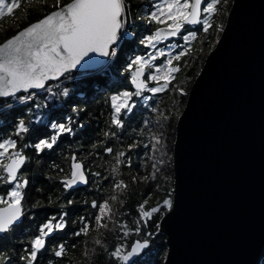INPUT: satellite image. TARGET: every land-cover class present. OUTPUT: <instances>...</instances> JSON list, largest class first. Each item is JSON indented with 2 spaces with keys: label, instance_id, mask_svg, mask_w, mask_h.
Returning a JSON list of instances; mask_svg holds the SVG:
<instances>
[{
  "label": "snow or ice",
  "instance_id": "6c2138e0",
  "mask_svg": "<svg viewBox=\"0 0 264 264\" xmlns=\"http://www.w3.org/2000/svg\"><path fill=\"white\" fill-rule=\"evenodd\" d=\"M35 2L51 10L0 42V107L9 110L0 126V243L23 234L11 248L0 247V264H74L78 244L83 261L76 264H92L98 254L106 255L108 264H143L167 221L176 215V189L169 185L152 205L149 193L130 222L124 197L132 184L155 181L165 157L174 162L163 129L173 119L179 123L187 118V112L180 111L185 102L174 99L173 108L164 112L156 97L168 92L180 97L195 94L174 81L199 33L214 29L217 36L227 37L225 22L216 23L222 0H145L143 7H134L132 0ZM20 7L21 0H0V19L14 17ZM173 39L175 43L165 44ZM129 44L133 46L122 55ZM113 72L120 82L117 90H106L109 112L103 139L93 141L91 151L83 155L62 151L64 141L86 127L84 110L73 102L68 84L87 85ZM141 111L155 114V119L142 117L138 130L133 129L136 138L125 144L127 127ZM157 127L160 130H153ZM145 136L146 140L141 138ZM58 150L62 163L51 161L43 174L60 195L54 202L49 193L47 205L33 202V164L43 165ZM101 153L112 158L106 161L107 175L93 171V161ZM141 153L146 159L134 164L133 156L139 159ZM88 157L93 159L86 163ZM149 160L151 173L139 177L132 173L148 167ZM122 166L128 169L127 180ZM81 186L90 193L108 194L80 201L91 211L73 217L77 204L73 194ZM53 203L58 210L35 224L33 210ZM109 236L115 238L114 244ZM67 237H72L71 243Z\"/></svg>",
  "mask_w": 264,
  "mask_h": 264
},
{
  "label": "water",
  "instance_id": "95a60500",
  "mask_svg": "<svg viewBox=\"0 0 264 264\" xmlns=\"http://www.w3.org/2000/svg\"><path fill=\"white\" fill-rule=\"evenodd\" d=\"M226 33L177 123L164 264L264 259V0H234Z\"/></svg>",
  "mask_w": 264,
  "mask_h": 264
},
{
  "label": "trees",
  "instance_id": "16d2710c",
  "mask_svg": "<svg viewBox=\"0 0 264 264\" xmlns=\"http://www.w3.org/2000/svg\"><path fill=\"white\" fill-rule=\"evenodd\" d=\"M234 0H231L230 4L228 6H225L223 9V13L221 17L219 18L218 23L223 20L226 24L227 18L229 15V12L232 8ZM51 3L52 0H49ZM62 2L66 3L68 0H62ZM133 6H140L143 7L145 0H132ZM51 9L47 5L43 4H36L33 7H30L28 9V18H26L25 22L21 24L18 27H8L6 31L0 32V42H3L5 38L11 36L14 34L18 29L23 28L26 24L35 21L36 19L42 17L43 14H45L47 11H50ZM139 23V21H138ZM138 31V29H136ZM222 34L217 36L216 32L213 30H210V32L205 35L203 32L199 33L198 39L193 42V50L189 53L187 57L184 59L187 60V64L184 65L182 63V70L178 74L177 81H174L176 84H180L181 86H185L188 89L191 90L193 83L201 70L203 69V66L206 62V59L211 51L214 50V48L217 45V40L220 39ZM176 41H174L175 43ZM168 44V43H165ZM132 44H129L125 47L123 50V53H127L129 47H132ZM120 77L113 72L110 77L101 78L98 81L85 84L80 83H69L68 86L72 90V100L74 103L78 104V106L84 110L85 118L84 122L86 127L82 130V134H78L76 138H69L68 140H65L64 143L61 145V150L67 153L71 152H79V150L82 151H91L90 145L93 141L97 139H103L102 136V130L106 129V121L108 119V112L109 109L107 105L104 103V100L107 97V91L108 89H111L113 91L117 90V86L119 85ZM183 100L185 103L180 107V111L183 112L186 102L188 99V96L180 97L178 93H162L159 94L156 97V100L158 102V106L161 109V111L167 112L169 109L173 108V100ZM64 108L70 109L71 105H64ZM8 111L4 109L3 107H0V126H2L6 122V118L8 117ZM87 113H91V116L86 115ZM148 116L155 119V114L150 112H140L136 118L132 121L131 125L127 127V133L123 138V142L126 144L130 142L131 138H136V133L133 131V129H137V125L141 121L142 117ZM149 127H152L151 125ZM176 127L177 122L173 119L171 121L170 126L163 129L165 138L167 140V146L169 147L171 156L173 155V149L176 141ZM138 130V129H137ZM153 130H160L158 127L154 128ZM142 139H147V136L141 137ZM112 144L115 146L117 144L116 141H112ZM61 150H58L57 153L53 154L51 157H49L43 165H39L38 163L33 164V170H32V177H33V190L35 192V195L41 196V195H47L48 193L54 192V188L52 187V183L49 182L45 176L44 172H46L47 165L51 163V161L55 160L56 163L60 164L62 163V156H61ZM91 157H89L90 159ZM93 159V158H92ZM146 157L143 156V153H141V157L137 159V157L133 156V163L134 164H140L143 160H145ZM103 162H97L93 164V171L99 170L104 175H107V173L104 171L105 168L108 167V164L106 163L107 157H104ZM151 161H148V167L146 168H138L133 169L132 173L134 175L139 176H145L151 173ZM66 167V166H65ZM67 170V168H66ZM168 172V178L167 183L168 186L171 185L174 188V184L172 183L173 180V163H168L167 168ZM165 170V171H166ZM121 171L124 173L123 178L128 179V169L126 167L121 168ZM54 174V173H53ZM160 173L157 174V178L155 181L148 180L147 182H140L137 184H132L129 192L125 195L124 199L126 200V208L128 209V212L131 214L127 217L128 221H132L136 218L137 213V205L143 201V199L151 193V198L149 199V204H154L157 200H159L165 192H162L161 190H157V185L160 182ZM163 180L161 181V183ZM42 188V192H38L37 189ZM110 191V190H109ZM108 192L105 193H99L98 195L106 196ZM127 211V210H126ZM151 223V222H149ZM164 234L160 235V239L164 242ZM136 237H132V239H135ZM166 238V237H165ZM114 242H116L114 238ZM164 244V243H163ZM155 253L152 252L150 255L143 261V264H161L163 262L162 253ZM159 261V262H158ZM264 264V259L262 260ZM93 264V263H92ZM95 264H108L105 259H100L99 263Z\"/></svg>",
  "mask_w": 264,
  "mask_h": 264
},
{
  "label": "flooded vegetation",
  "instance_id": "af4514ba",
  "mask_svg": "<svg viewBox=\"0 0 264 264\" xmlns=\"http://www.w3.org/2000/svg\"><path fill=\"white\" fill-rule=\"evenodd\" d=\"M231 0H228L226 6H228L230 4ZM36 4H39V3H36L35 0H33V2L31 4L28 3V0H21V7L19 9H16L14 10L15 11V16L14 17H11V18H2L0 19V32H4L6 31V29L8 27H18L20 26L21 24H23L26 20V18H28V9L30 7H33L35 6ZM165 43H174V41H171V42H165ZM88 151H82V150H79L78 153L80 154H84ZM104 157H107V161H110L112 158L111 156H108V154H105V153H101L100 157H96L95 160L93 161V164L97 162H103V158ZM88 160H92V157L89 159V157L86 159V163L88 162ZM32 176V175H31ZM32 182H33V177H32ZM33 185V184H32ZM93 189L95 188V185H92L91 186ZM31 199L33 202L39 200L41 202L42 205H47V195H41V196H38V195H35V192L33 190V186L31 188ZM51 195H52V198H53V201L55 202V198L56 196L60 195L59 192L55 191L54 192H51ZM74 196V199L77 201V204L75 205V210L73 211V217H77V216H80V215H85L88 211H91V209L87 206V205H84L82 203H80V201L84 200V199H87V200H91L92 198H94V196H101V195H98L96 193H90L89 191L87 190H84V187H81V190L78 192V193H74L73 194ZM58 209L56 207V204L53 203V205L51 207H41V208H37V209H34L33 211L36 212V216H35V221L34 223L35 224H38L40 222L43 221V219L45 218V214H52L54 212H56ZM22 235L23 234H20L19 237L17 238H13L12 240H9L6 244H3V243H0V247H4L5 250H7L8 248H11L14 244H18L19 243V239L22 238ZM166 236H164V244L162 243L163 240L160 239V237H158V239H156L154 245H153V250L151 251L152 252H155V253H159L161 252L162 255H163V251L165 250L166 253H164L163 257L162 258H166V254H167V246H166ZM67 240L69 241V243H71V240H72V237H67ZM109 241H110V244H114V238L109 236ZM163 245L164 247L161 248L160 246ZM90 248L92 247V244H91V240L89 238V245H88ZM74 251V257H73V260H74V264H76V262H80V261H83V256L81 255V252H82V245H79L77 246V249L76 250H73ZM160 253V254H161ZM150 255V253L146 256L143 257V261ZM100 259H105L106 262H108V259L106 257V255L104 254H98L96 257H94L93 259V264L95 263H99V260ZM165 261V259H164Z\"/></svg>",
  "mask_w": 264,
  "mask_h": 264
},
{
  "label": "rangeland",
  "instance_id": "374dc122",
  "mask_svg": "<svg viewBox=\"0 0 264 264\" xmlns=\"http://www.w3.org/2000/svg\"><path fill=\"white\" fill-rule=\"evenodd\" d=\"M226 6V4H224L223 3V0H222V3H221V5H220V9H221V11H220V14L216 17V23H218V21H219V18L221 17V15H222V13H223V9H224V7ZM168 147V146H167ZM168 151H169V156H171V154H170V150H169V147H168ZM173 156V155H172ZM168 163H170L169 161H168V158L167 157H165V164H164V166H163V171L162 172H159L160 173V182L158 183V185L160 186L159 188H157V190H161L162 192H165L166 190H167V188H168V183H167V179H165V177H167L168 175V172H167V170H166V168H167V164ZM166 170V171H165ZM163 180V182L161 183V181ZM125 210H127L128 211V209L126 208V205H125ZM164 253H166L165 252V250L163 251V255H164ZM159 262V261H158ZM161 264H164V259H163V262H161Z\"/></svg>",
  "mask_w": 264,
  "mask_h": 264
},
{
  "label": "bare ground",
  "instance_id": "6f19581e",
  "mask_svg": "<svg viewBox=\"0 0 264 264\" xmlns=\"http://www.w3.org/2000/svg\"><path fill=\"white\" fill-rule=\"evenodd\" d=\"M263 263V262H262Z\"/></svg>",
  "mask_w": 264,
  "mask_h": 264
}]
</instances>
